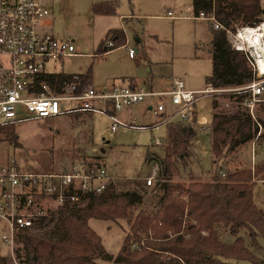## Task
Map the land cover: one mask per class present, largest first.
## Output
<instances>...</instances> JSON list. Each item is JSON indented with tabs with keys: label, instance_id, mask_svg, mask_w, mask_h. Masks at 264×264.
Listing matches in <instances>:
<instances>
[{
	"label": "trees",
	"instance_id": "obj_1",
	"mask_svg": "<svg viewBox=\"0 0 264 264\" xmlns=\"http://www.w3.org/2000/svg\"><path fill=\"white\" fill-rule=\"evenodd\" d=\"M194 15L214 13L226 27L256 24L264 20L261 0H193ZM112 4L94 5L97 13H109ZM241 17L238 24L235 18ZM212 72L207 85L239 86L251 81L254 71L246 54L233 47L224 28L212 26ZM113 45L100 44L106 52L125 44L123 28L111 29L106 37ZM91 71V70H90ZM56 71L46 78L61 86L76 80L81 86L91 82V72ZM245 93L231 95L239 104L235 111L215 113L210 124L213 162L236 154L252 142L264 118L254 116L244 105ZM245 106V107H244ZM113 110L112 106H109ZM14 123L0 125V133L15 139ZM163 141L165 155L162 179L156 183L149 203L141 188L123 189L111 184L99 194L84 195L82 202L63 204L45 216L33 231L21 235L16 250L19 264H264L260 239H264V209L254 199V185L264 180V156L253 167H228L222 163L208 179L190 174L176 179L193 156L195 127L180 121L167 124ZM261 134L258 139L263 138ZM151 153V152H150ZM148 153V157L150 156ZM90 162H95L93 159ZM91 217L126 221L128 232L117 254L108 252L102 237L91 227ZM125 223V222H124ZM124 228V225H122ZM0 264L8 258L0 256Z\"/></svg>",
	"mask_w": 264,
	"mask_h": 264
},
{
	"label": "rangeland",
	"instance_id": "obj_2",
	"mask_svg": "<svg viewBox=\"0 0 264 264\" xmlns=\"http://www.w3.org/2000/svg\"><path fill=\"white\" fill-rule=\"evenodd\" d=\"M41 1L52 9L44 19L41 30L70 39L76 50L71 56L47 59V71L91 70L92 82L96 87L130 77L163 88L171 85L177 77L184 79L191 89L200 90L207 86L206 77L213 68V21L194 15L193 0ZM261 2L264 6V0ZM100 3L112 4L111 12H95L94 5ZM235 21L240 24L244 19L237 17ZM115 28L125 30L127 42L109 52L100 53L101 42L105 40V44H108L111 38L106 40V37ZM130 47L136 49L135 57L130 56ZM216 99L220 111L232 112L240 107L228 93ZM148 100L151 99L115 113L137 125L153 123L157 117L147 108ZM214 100L213 95H204L196 101L197 136L192 145L193 156L185 167L181 166L182 173L176 179H188L190 174L208 179L225 161L228 167H253L255 161L264 156L263 137L242 147L237 155L230 154L213 162L209 130L215 113ZM65 104L69 106L68 102ZM168 106L170 109L175 107L171 100ZM255 112L264 118V101L256 104ZM112 123L113 119L100 111L29 117L15 122V139L0 133V166L14 158L21 170L48 172L63 170L74 162L94 159L105 166L120 188H142L145 194L140 206H145L156 183L162 179L158 162L165 155L162 144L168 133L167 125H119L113 131ZM156 139L162 140V143L157 144ZM155 166H158V174L152 184H147L146 178L154 173ZM254 199L264 209V180L256 181ZM55 210L57 208L53 207L51 212ZM89 222L102 237L106 250L117 254L129 229L126 221L91 217ZM260 243L264 257L263 238ZM9 255L10 248L0 236V256L7 257L8 264H19L17 256L15 260ZM101 264L116 263L101 261Z\"/></svg>",
	"mask_w": 264,
	"mask_h": 264
},
{
	"label": "built area",
	"instance_id": "obj_3",
	"mask_svg": "<svg viewBox=\"0 0 264 264\" xmlns=\"http://www.w3.org/2000/svg\"><path fill=\"white\" fill-rule=\"evenodd\" d=\"M52 9L41 0H0V125L15 123L29 117L57 116L64 113L89 114L104 112L112 119L111 129L119 125L137 127H159L172 121H180L196 128V101L204 95H235L245 93L244 105L255 116L256 104L264 101V51L250 46L244 38L263 27L264 20L256 24L238 25L235 30L226 28L214 15L201 11L198 17H207L216 28H224L234 48L246 54L255 77L244 85H207L204 89L187 87L182 78H174L169 89H156L135 79L132 85L114 82L110 87L100 88L91 83L81 86L79 81L66 80L60 86L47 78L46 60L69 56L75 51V44L51 32H43L41 26ZM171 15V11H169ZM264 43V35L261 36ZM113 45V40H108ZM131 57L136 49L129 48ZM56 72V71H54ZM170 97V99H169ZM152 99L150 110L157 117L153 123L137 125L124 120L115 111L130 107L145 99ZM175 105L173 109L168 101ZM65 102L69 103L67 107ZM112 106L113 110L108 108ZM253 143L264 134V125ZM162 140L156 139L160 144ZM146 178L152 184L158 174ZM115 179L108 174L101 163L90 161L74 162L60 171L34 172L21 170L16 159L0 166V236L10 248V255L16 260V250L21 245V235L34 228L48 216L53 207L80 203L84 195L99 194Z\"/></svg>",
	"mask_w": 264,
	"mask_h": 264
},
{
	"label": "bare ground",
	"instance_id": "obj_4",
	"mask_svg": "<svg viewBox=\"0 0 264 264\" xmlns=\"http://www.w3.org/2000/svg\"><path fill=\"white\" fill-rule=\"evenodd\" d=\"M262 35H264L263 27H260L259 30L253 31L251 34H248L244 40L250 42V46L252 48H256L257 50L264 51V43L262 41ZM264 69V67H263Z\"/></svg>",
	"mask_w": 264,
	"mask_h": 264
},
{
	"label": "crops",
	"instance_id": "obj_5",
	"mask_svg": "<svg viewBox=\"0 0 264 264\" xmlns=\"http://www.w3.org/2000/svg\"><path fill=\"white\" fill-rule=\"evenodd\" d=\"M125 31V30H124ZM125 34H126V32H125ZM126 42H127V35H126ZM114 49V48H113ZM112 50V49H111ZM111 50H108V51H106V52H109V51H111ZM100 53H104V52H100ZM75 54V53H74ZM74 54H72V55H74ZM69 56H71V55H69ZM76 73H78V72H76ZM134 80H135V77H130V78H126V79H123V80H119V82H121V83H123V84H125V85H132L133 84V82H134ZM114 82H116V81H114ZM113 82V83H114ZM91 84H93V82H92V77H91V82H90ZM113 83H110L109 85H107V86H104V87H100V88H106V87H110ZM172 83V82H171ZM94 85V84H93ZM149 87H152V88H156V89H169L170 87H171V85H169L167 88L166 87H161V86H157V85H155L154 83H152L151 82V84L150 85H148ZM137 103H140V102H137ZM137 103H135V104H137ZM151 103H152V99L151 100H148V101H146V105H147V108H149L150 109V105H151ZM135 104H133V105H135ZM132 105V106H133ZM132 106H130V107H132ZM129 108V107H128ZM122 110V109H121ZM91 113V112H90ZM89 113V114H90Z\"/></svg>",
	"mask_w": 264,
	"mask_h": 264
}]
</instances>
